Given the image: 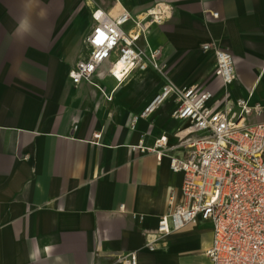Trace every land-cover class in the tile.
Instances as JSON below:
<instances>
[{
	"label": "crops",
	"instance_id": "1",
	"mask_svg": "<svg viewBox=\"0 0 264 264\" xmlns=\"http://www.w3.org/2000/svg\"><path fill=\"white\" fill-rule=\"evenodd\" d=\"M20 1L3 0L8 16L1 17L0 0V264H121L132 253L136 264H210L208 222L146 247L158 219L182 202L183 175L167 156L157 161L132 147L150 148L161 136L174 146L187 122L171 117L172 99L133 128L131 121L166 78L202 85L216 101L227 93L264 106V0ZM158 2L171 5V18L137 46L145 54L160 49L165 75L136 70L116 85L103 64L92 84L70 81L68 71L89 54L94 9L135 16ZM204 42L233 56L227 87L214 74L213 54L200 50Z\"/></svg>",
	"mask_w": 264,
	"mask_h": 264
},
{
	"label": "built area",
	"instance_id": "2",
	"mask_svg": "<svg viewBox=\"0 0 264 264\" xmlns=\"http://www.w3.org/2000/svg\"><path fill=\"white\" fill-rule=\"evenodd\" d=\"M172 12L168 2L155 3L135 16L124 9L115 16L94 9L92 27L84 39L89 54L71 67L68 78L74 85L82 81L92 84L103 64L108 65L107 75L116 85L136 70L152 68L165 75L160 49L145 54L137 43L142 40L146 46L150 29L166 23ZM210 15L217 17L216 13ZM128 23L131 26L124 31ZM200 50L213 54L215 76L223 87L230 85L233 56L213 42L202 43ZM105 99L110 100L111 95ZM168 99L174 104L171 117L188 124L176 134L177 144L169 146L161 136L150 148L142 141L132 147L153 154L157 161L167 156L170 170L183 175L182 202L171 205L158 219L156 233L147 236V249L153 251L160 237L200 220L211 225L212 241L205 251L210 264H264V106L248 98L230 100L227 93L216 101L211 90L178 86L166 78L159 93L132 119L131 128L138 118H148ZM179 147L186 151L182 158L168 154ZM121 264H136L135 254Z\"/></svg>",
	"mask_w": 264,
	"mask_h": 264
},
{
	"label": "rangeland",
	"instance_id": "3",
	"mask_svg": "<svg viewBox=\"0 0 264 264\" xmlns=\"http://www.w3.org/2000/svg\"><path fill=\"white\" fill-rule=\"evenodd\" d=\"M1 2L3 3V0H1ZM6 2H10V3H12V4H14V3H18V5L20 4V3H22V1H20V0H6ZM7 4V3H6ZM81 5V3L78 5V6H80ZM51 6V5H50ZM8 7V5H5L4 3L1 5V8L3 9L2 11H1V13H2V15H1V17H6V16H8V11H6V10H4L5 8H7ZM8 9V8H7ZM28 13H29V11H28ZM31 14V13H30ZM35 14H36V10L34 9L33 10V15H32V17H34L35 16ZM50 16H56V14H57V10H50ZM199 88H201V89H207L206 87L205 88H202V85H199ZM208 90H210V89H208Z\"/></svg>",
	"mask_w": 264,
	"mask_h": 264
},
{
	"label": "bare ground",
	"instance_id": "4",
	"mask_svg": "<svg viewBox=\"0 0 264 264\" xmlns=\"http://www.w3.org/2000/svg\"><path fill=\"white\" fill-rule=\"evenodd\" d=\"M118 69H119V68H117L116 71H119Z\"/></svg>",
	"mask_w": 264,
	"mask_h": 264
}]
</instances>
